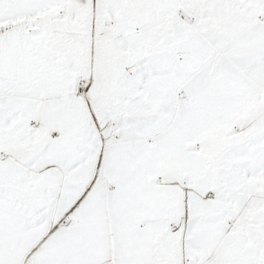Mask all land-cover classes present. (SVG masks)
<instances>
[{
    "label": "snow or ice",
    "instance_id": "snow-or-ice-1",
    "mask_svg": "<svg viewBox=\"0 0 264 264\" xmlns=\"http://www.w3.org/2000/svg\"><path fill=\"white\" fill-rule=\"evenodd\" d=\"M0 264H264V0H0Z\"/></svg>",
    "mask_w": 264,
    "mask_h": 264
}]
</instances>
